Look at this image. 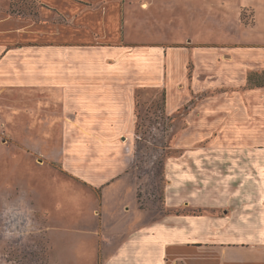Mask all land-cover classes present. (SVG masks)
<instances>
[{"label":"crops","instance_id":"0c3cea01","mask_svg":"<svg viewBox=\"0 0 264 264\" xmlns=\"http://www.w3.org/2000/svg\"><path fill=\"white\" fill-rule=\"evenodd\" d=\"M36 1L0 0V140L21 134L0 158L61 165L100 190L99 216L105 191L132 188L150 264H264V0ZM211 18L219 41L197 43ZM140 102L168 127L161 210L139 197Z\"/></svg>","mask_w":264,"mask_h":264},{"label":"rangeland","instance_id":"374dc122","mask_svg":"<svg viewBox=\"0 0 264 264\" xmlns=\"http://www.w3.org/2000/svg\"><path fill=\"white\" fill-rule=\"evenodd\" d=\"M205 3L210 8L215 5L223 7L216 0H205ZM229 4L230 0H227ZM38 9L36 0H15L10 7L15 14H30ZM146 32L149 36V31ZM197 32V43L213 45L219 41L220 35L212 33L213 18ZM159 40L172 38L162 39L160 36ZM139 107L142 109H139L134 160L141 206L143 210L149 209L152 201L161 210L158 203L163 200L164 183L161 180L165 179L163 162L167 155L162 150L171 149L163 140L168 127L160 113L162 102H140ZM156 122L163 125L155 126ZM20 137V132L10 137L2 136L0 143L3 147L20 149L21 142L17 140ZM19 159L21 157L16 156L0 158V264L152 263L149 259L151 253L146 250L148 236H141L140 230L141 225L148 222L147 217L126 214L127 208H133L135 202L132 188L117 185L114 187L116 196H111L110 190L105 191L103 216H99L102 206L100 190L91 189L65 172L61 165L41 157L33 158L34 163H45L46 170L40 172L32 167L26 173L19 166ZM11 162L13 171L6 166ZM49 164L56 166L48 168ZM41 176L57 182V192L54 191L51 197L41 195L38 183Z\"/></svg>","mask_w":264,"mask_h":264},{"label":"trees","instance_id":"16d2710c","mask_svg":"<svg viewBox=\"0 0 264 264\" xmlns=\"http://www.w3.org/2000/svg\"><path fill=\"white\" fill-rule=\"evenodd\" d=\"M12 1L14 2L15 0H12ZM12 13L15 14L14 12H12ZM20 14H22V13H20ZM20 14H19V15H20ZM139 197H140V196H139Z\"/></svg>","mask_w":264,"mask_h":264}]
</instances>
